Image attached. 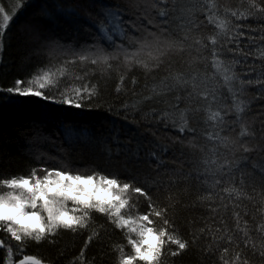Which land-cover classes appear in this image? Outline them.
<instances>
[{"label":"snow or ice","instance_id":"snow-or-ice-1","mask_svg":"<svg viewBox=\"0 0 264 264\" xmlns=\"http://www.w3.org/2000/svg\"><path fill=\"white\" fill-rule=\"evenodd\" d=\"M157 3L165 5L157 11L158 22L135 13L124 21V12L120 7L107 4L100 7V0H84L83 3L80 0H56L55 5L51 7L42 6L37 20L29 27V33L43 48H63L72 51L81 61H88L91 57L92 65L103 63L109 70L112 69L111 62L119 63L123 55L127 72L137 69L142 70L145 75L163 68L166 63L170 65L171 56H180L188 51H197L201 63L208 61L210 57L212 67L222 78L227 91L231 93L233 104L232 109L227 107L217 108L215 111L208 109L213 128L217 129L205 134V139L212 147L206 150L205 146H198L195 138L199 129L189 125V117L197 124L200 123L196 118L201 109L194 106L181 109L179 105L186 102L196 105L200 101L205 105L215 104L222 99V94L217 95L220 89L209 88L208 76L191 63L188 64L187 70L167 72L159 84L153 83L150 89L153 95L145 99L151 101L153 96L172 95L174 99L172 109L179 114L178 119L168 111L161 110V113L154 114L161 122L167 121L165 126L171 124L179 133H187L193 139L187 144L177 140L172 146L161 144L159 141L124 145L117 142L116 148L108 147L105 153L109 157L105 162L117 169L115 174L97 171H93L92 174H81L67 165L61 167L59 162H53L51 167H33L26 175L0 178V229L19 243L20 250L28 241L54 244L61 232L77 234L89 230L93 227L94 216L103 215L116 229L125 231L127 244L131 247L130 254L124 251L122 245L114 247L113 250L117 253L116 264H161L166 246L170 248L175 245L177 250L171 252V255L179 256L190 246L195 245L198 233L192 231L189 234L190 238H181L176 221L169 215L174 206L160 202L159 191L166 190L173 183L187 184L189 181L207 183L211 179L212 187L239 196L236 188L224 187V182H237L235 173H239L240 183L245 179L250 180L253 191L257 176L259 183L264 186V167L259 169L253 167L255 175L245 173L241 168V160L235 158L237 155L246 158L252 153L264 152V143L250 147L241 139L247 136L264 141V122L254 131L249 130L250 126L243 119L247 106L243 100L238 99L245 85V80L235 71V65L239 61L222 59L237 55L232 48L235 47L237 50L240 48L239 40L243 37V29L236 26V31L229 36L230 22L216 15L219 9L214 0H208L207 3L205 0H157ZM169 3L172 5L171 8L168 7ZM261 3L264 4V0H261ZM249 7L258 8L259 13L264 16V7H258L255 0H251ZM3 11L0 7V12ZM52 13L83 18L96 30L92 34L91 42L79 46L77 51L46 36L41 19L50 17ZM197 13L203 15L208 23L216 25L218 29L216 34L201 35L204 24L198 19ZM252 15V11L239 14L231 12V16L237 21L246 20ZM11 20L12 16L4 13L3 23L0 24V50L4 47L3 32ZM222 40L228 43H222ZM109 48L112 49L111 52L108 51ZM130 49L136 51L130 52ZM144 50L148 51L149 61L138 58L139 52ZM260 59L264 61V53ZM62 74L61 71L60 75ZM119 79L123 85L126 77L121 74ZM130 82L132 85L137 84L134 76ZM253 83L264 88V80L260 78L255 81L247 80L249 86ZM58 84L57 73L51 69L47 71L38 69L30 78L17 79L12 86L0 89V92L7 93L9 97L35 98L48 104L75 109L84 107L85 103H91L96 95L95 90L83 92L80 88L61 89ZM234 85H239V88L234 90ZM53 88L56 91H52ZM120 90L118 87L117 91ZM236 125L241 129L238 138L232 139L228 135H221L222 132L234 130ZM31 127L29 133L31 139L27 141L29 148L36 147L40 141H51V136L56 135L55 132L51 136L46 135V130L38 125ZM61 127L67 147L57 145L60 148L57 155L67 158L76 150L72 143H67L68 138L86 136L88 130L68 125ZM168 153L173 154L171 161L165 159ZM197 153L201 154L199 158ZM177 160L179 164L176 163ZM121 169L124 170L123 173L120 172ZM140 197L144 199L147 210L144 214L133 217L130 213L136 211ZM205 200L210 201L211 196L198 198L201 203ZM69 202L72 207H69ZM221 204L223 205V200ZM233 221L234 229H229L224 220L219 221L221 229L216 231L224 232L221 239L225 241V246L217 250V264H251L249 253L255 255L256 245L250 243L248 221L242 220L239 212L233 213ZM156 224L159 227H155ZM254 230L264 235V223L256 225ZM206 231L209 230L205 227L200 229L199 233L202 235ZM132 234L137 238H133ZM100 238L101 231H92L88 241L96 240L102 243ZM0 249L6 251L3 264H13L12 245L0 239ZM205 251L209 255L213 254L211 247H206ZM260 256L264 264V245L261 246ZM18 264H44V261L34 255H25ZM73 264H84L83 251Z\"/></svg>","mask_w":264,"mask_h":264},{"label":"trees","instance_id":"trees-1","mask_svg":"<svg viewBox=\"0 0 264 264\" xmlns=\"http://www.w3.org/2000/svg\"><path fill=\"white\" fill-rule=\"evenodd\" d=\"M80 2L83 3L84 0ZM207 2L208 0H205V3ZM214 2L219 9L216 15L230 22L229 36L236 31V26L243 29V37L239 40L240 48L238 50L232 48L237 55L222 59L239 61L235 65V71L245 80V85L238 99L243 100L247 106L243 119L250 126L249 130L254 131L264 122V88L256 83L249 86L247 80L255 81L257 78L264 80V61L260 59L261 54L264 53V16L259 13L258 8L250 9L251 0H214ZM55 3L56 0H0V7L4 10L0 12V24L3 23L4 13L12 16L8 28L3 32L4 47L0 50V89L12 86L17 79L30 78L38 69L45 71L51 69L57 73L58 86L61 89L80 88L83 92L95 90L96 95L91 103H85L84 107L75 109L48 104L35 98L9 97L7 93L0 92V178L26 175L33 167H51L53 162H59L61 167L67 165L68 168L81 174H92L93 171L115 174L117 169L105 162L109 158L105 153L108 147L116 148L117 142L124 145L159 141L161 144L172 146L173 142L182 140L187 144L193 139L191 135L179 133L171 124L165 126L167 121L161 122L154 114L161 113V110L168 111L178 119L179 114L172 109L173 96H153L151 101L146 100L145 97L153 95L150 91L153 83L159 84L167 72L187 70L189 63L208 76L209 88L220 89L217 95L222 94V99L212 105H205L203 101L196 105L187 102L179 105L181 109L193 106L201 109L196 118L200 123L197 124L189 117V125L199 129L195 138L198 146H205L206 150L212 147V144L205 139V134L217 129L213 128L208 109L210 108L211 111L224 107L232 109L233 104L231 93L227 91L222 78L212 67L210 57L208 61L201 63L197 51H188L180 56H171L170 65L166 63L163 68L145 75L142 70L137 69L127 72L123 55L119 63L111 62L112 69L109 70L103 63L92 65L91 57L88 61H81L72 51L63 48H43L31 38L29 27L37 20L42 6L51 7ZM255 3L258 7H264L261 0H255ZM105 4L120 7L124 12V21L135 13L143 14L146 18H153L158 22L157 11L165 6L163 3H157V0H100V7ZM168 7H172L171 3ZM233 11L238 14L252 11L253 15L246 20L237 21L231 16ZM197 16L204 24L201 35L211 36L217 33L215 24L208 23L199 13ZM41 25L46 36L77 51L79 46L91 42L92 34L96 31L83 18H72L57 13L41 19ZM221 42L228 43L226 40ZM108 51L111 52L112 49L109 48ZM138 58L149 61L148 51L139 52ZM61 71L62 75H60ZM121 74L126 77L123 85L120 84L119 79ZM133 76L137 80L136 85L130 82ZM118 87L120 91H117ZM233 88L235 90L239 85H234ZM52 91L56 89L53 88ZM33 125L45 129V134L48 136L53 132L56 135L51 136V141H40L36 147L29 148L27 141L31 139L29 133ZM63 125L88 130L86 136L68 138L67 143H72L76 150L67 158L57 155L60 151L57 145L67 147L61 127ZM240 131L239 125H236L234 130L222 132L221 135L236 139ZM241 139L250 147L264 143L258 138L247 136ZM200 156L201 154L197 153V157ZM235 158L241 160V168L245 173L255 175L253 167L257 169L264 167V152H255L246 158L237 155ZM165 159L171 161L173 154L168 153ZM176 163L180 162L177 160ZM120 172L123 173L124 170L121 169ZM235 178L237 182H224V187L236 188L240 193L239 196L212 187L211 179L207 183L202 181H189L187 184L173 183L166 190L159 191L160 202L174 206L169 215L176 221L181 238H190L189 234L192 231L198 233L195 245L190 246L179 256L171 255V252L177 250L175 245L170 248L166 246L161 264H217V250L225 246V241L221 239L224 232L216 230L221 229L220 220H224L229 229H234V212H239L241 219L248 221L250 243L256 245L255 255L249 253L251 264H262L260 249L264 245V235L254 229L256 225L264 223V186L259 183L258 176L255 191L250 180L245 179L240 183L239 173H235ZM201 196H211V200L201 203L198 201ZM69 207H72L71 202ZM146 210L147 205L140 197L136 211L131 212L130 215L139 216ZM154 226L159 227L158 224ZM205 227L209 231L201 235L199 230ZM92 231H101L102 243L96 240L88 241ZM132 235L135 238L134 234ZM0 239L12 245L13 258L16 261L25 255H34L43 260L44 264H73L80 257L81 251H83L84 264H116L117 253L113 249L117 245L124 246V251L131 253L125 231L116 229L103 215L94 216L93 227L89 230L77 234L61 232L54 244L47 242L37 244L28 241L20 250L19 243L12 240L2 229H0ZM206 247L213 249L212 255L205 251Z\"/></svg>","mask_w":264,"mask_h":264},{"label":"rangeland","instance_id":"rangeland-1","mask_svg":"<svg viewBox=\"0 0 264 264\" xmlns=\"http://www.w3.org/2000/svg\"><path fill=\"white\" fill-rule=\"evenodd\" d=\"M134 236H135V234H134ZM135 238H137V237L135 236ZM3 251H4V258H6V251H5V250H3ZM21 259H22V258H21ZM4 261H5V259H4ZM4 261H3V262H4ZM18 261H19V260L16 261V260L13 258V264H18ZM3 262H2L1 264H3Z\"/></svg>","mask_w":264,"mask_h":264},{"label":"flooded vegetation","instance_id":"flooded-vegetation-1","mask_svg":"<svg viewBox=\"0 0 264 264\" xmlns=\"http://www.w3.org/2000/svg\"><path fill=\"white\" fill-rule=\"evenodd\" d=\"M0 257H1V263L4 261V251L2 250L1 254H0Z\"/></svg>","mask_w":264,"mask_h":264},{"label":"water","instance_id":"water-1","mask_svg":"<svg viewBox=\"0 0 264 264\" xmlns=\"http://www.w3.org/2000/svg\"><path fill=\"white\" fill-rule=\"evenodd\" d=\"M1 251H2V249H0V254H1ZM0 262H1V257H0Z\"/></svg>","mask_w":264,"mask_h":264}]
</instances>
